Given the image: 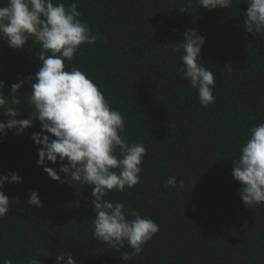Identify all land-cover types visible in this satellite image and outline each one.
I'll use <instances>...</instances> for the list:
<instances>
[{
	"label": "trees",
	"instance_id": "obj_1",
	"mask_svg": "<svg viewBox=\"0 0 264 264\" xmlns=\"http://www.w3.org/2000/svg\"><path fill=\"white\" fill-rule=\"evenodd\" d=\"M75 2L81 19L95 25L101 38L82 45L72 61H65L66 70L75 64L86 72L121 112L129 141L147 148L141 183L107 198L152 218L159 232L130 261L120 259L130 251L127 245L117 252L95 239L94 186L62 184L36 164L39 146L31 134L41 129L34 121L22 135L0 136V174L15 171L22 177L2 189L12 205L0 218V264L4 258L17 264L48 249L47 256H37L43 264H55L52 253L61 249L77 264H264V205L246 208L240 183L231 175V158L248 128L264 122V34L243 28L247 4L233 0L227 10L209 11L195 0L190 7L188 0ZM188 29L206 38L201 62L216 84L215 102L207 108L178 73L180 53L173 48ZM39 51L30 41L23 50L0 41L6 96L18 78L38 70ZM20 91L18 118H27L30 85ZM171 176L184 181L179 193L164 187ZM30 190L37 191L41 207L27 205Z\"/></svg>",
	"mask_w": 264,
	"mask_h": 264
},
{
	"label": "clouds",
	"instance_id": "obj_2",
	"mask_svg": "<svg viewBox=\"0 0 264 264\" xmlns=\"http://www.w3.org/2000/svg\"><path fill=\"white\" fill-rule=\"evenodd\" d=\"M201 9H229L233 0H195ZM247 4L243 28L247 33L264 34V0H241ZM240 4V3H239ZM192 5L188 0L187 7ZM180 12H185L181 9ZM82 13L72 0H6L0 5V41L9 48L23 50L28 42L40 46V67L10 86L5 95V81L0 80V136L12 132L22 135L38 121L41 131L31 139L38 145L36 164L55 181L69 186H94L91 190L92 234L119 252L120 259L130 261L139 256L144 246L159 232V225L124 202L108 199L109 193L124 192L141 183L142 163L147 155L143 143L129 141L126 122L121 112L111 106L99 85L75 64L66 70L65 61H72L84 44L94 45L100 34L95 25L81 19ZM175 31V29H173ZM95 33V34H94ZM183 40L173 48L180 53L178 73L196 91L199 104L207 108L215 102L214 73L201 62L205 37L193 29L186 30ZM230 71V69H229ZM23 84L30 85L27 118H18L22 110L20 94ZM232 159L231 175L240 183L239 196L246 208L264 205V122L250 126L239 152ZM58 164L57 168L48 163ZM61 173L64 175L61 176ZM15 171L0 174V218L8 215L11 199L2 190L6 183H21ZM179 193L184 181L175 176L164 187ZM27 205L42 206L37 191L30 190ZM48 250L18 260L17 264H43ZM55 264H77L71 252L52 253ZM3 264H13L4 258Z\"/></svg>",
	"mask_w": 264,
	"mask_h": 264
}]
</instances>
